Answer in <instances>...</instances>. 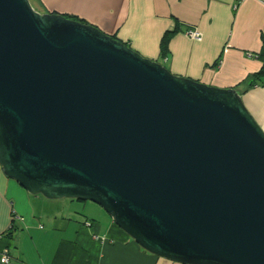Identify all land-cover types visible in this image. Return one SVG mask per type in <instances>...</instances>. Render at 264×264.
<instances>
[{
	"label": "water",
	"instance_id": "95a60500",
	"mask_svg": "<svg viewBox=\"0 0 264 264\" xmlns=\"http://www.w3.org/2000/svg\"><path fill=\"white\" fill-rule=\"evenodd\" d=\"M113 37L0 0L4 174L98 205L159 258L264 264V130L243 98Z\"/></svg>",
	"mask_w": 264,
	"mask_h": 264
},
{
	"label": "crops",
	"instance_id": "0c3cea01",
	"mask_svg": "<svg viewBox=\"0 0 264 264\" xmlns=\"http://www.w3.org/2000/svg\"><path fill=\"white\" fill-rule=\"evenodd\" d=\"M30 1L41 14L92 25L157 62L165 34L175 32L164 66L208 86L236 89L264 130V86L242 84L263 68L255 57L264 52L260 0ZM189 31L201 39L189 38ZM85 203L32 196L0 166V264L7 252L10 264H179L145 252L104 210Z\"/></svg>",
	"mask_w": 264,
	"mask_h": 264
},
{
	"label": "trees",
	"instance_id": "16d2710c",
	"mask_svg": "<svg viewBox=\"0 0 264 264\" xmlns=\"http://www.w3.org/2000/svg\"><path fill=\"white\" fill-rule=\"evenodd\" d=\"M69 19L76 20V19H73V18H69ZM173 34H175V32L166 33L164 38H163V40H162L161 50H160L161 51L160 59L162 60V62H164L167 59V57H168L169 45H170V42H171ZM113 38L118 39L115 36ZM125 44L128 47H130L129 44H127V43H125ZM255 57H256V59H258V60L263 62V68H262V70L259 73L249 76L248 79L245 82L242 83L243 85L247 86L249 89L252 88V87L258 86V85L259 86H264V52H262V53H260L258 55H255ZM162 62L159 61L160 64L164 65ZM74 201H79V200H74ZM12 230H15V226H13ZM8 236L13 237V233H10ZM8 255H9V253H8ZM9 257H10V255H9Z\"/></svg>",
	"mask_w": 264,
	"mask_h": 264
},
{
	"label": "built area",
	"instance_id": "2783aa9c",
	"mask_svg": "<svg viewBox=\"0 0 264 264\" xmlns=\"http://www.w3.org/2000/svg\"><path fill=\"white\" fill-rule=\"evenodd\" d=\"M237 1L238 2H243L245 0H237ZM260 1H261V3L264 4V0H260ZM187 36L189 38L193 39V40H200L201 39L200 33L195 32V31H189L187 33ZM1 262H2V264H10L11 260H10V257L8 255V252L3 255L2 259H1Z\"/></svg>",
	"mask_w": 264,
	"mask_h": 264
},
{
	"label": "rangeland",
	"instance_id": "374dc122",
	"mask_svg": "<svg viewBox=\"0 0 264 264\" xmlns=\"http://www.w3.org/2000/svg\"><path fill=\"white\" fill-rule=\"evenodd\" d=\"M131 47V46H130ZM132 48V47H131ZM134 49V48H133ZM135 50V49H134ZM160 62H162V60H160ZM164 64V62H162ZM85 204H88V206H95V208H99V209H102L101 207H99L98 205L94 204V203H91V202H87ZM103 210V209H102Z\"/></svg>",
	"mask_w": 264,
	"mask_h": 264
}]
</instances>
